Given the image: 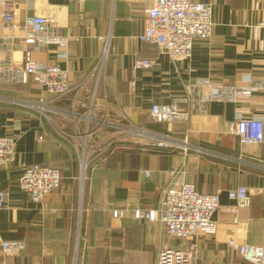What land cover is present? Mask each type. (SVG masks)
I'll use <instances>...</instances> for the list:
<instances>
[{
    "label": "crops",
    "instance_id": "crops-1",
    "mask_svg": "<svg viewBox=\"0 0 264 264\" xmlns=\"http://www.w3.org/2000/svg\"><path fill=\"white\" fill-rule=\"evenodd\" d=\"M192 1L212 6V35L208 41H196L187 58L172 62L137 39L144 32L145 11L152 0H86L83 13L77 0H0V39L11 37L0 44L1 59L19 66L30 51L33 61L67 70L72 86L98 62L106 47L105 77L112 106L140 128L180 140L186 137L201 149L186 154L142 151L135 146L119 149L92 163L82 181L70 143L31 106L51 96L32 82L0 86V136L19 137L12 166L0 168V192L6 193L0 210V264H156L158 250L167 245L181 250L192 247L196 264H248L227 245L228 240L264 243V147L242 146L226 130L238 114L264 115V28L259 27L264 21V0ZM8 11L13 26L3 23ZM28 16L49 17L56 31L69 37L66 59L57 57L55 46L36 51L23 43L21 26ZM136 59L154 64L133 73ZM199 79L254 91L248 98L211 102L203 114H192L187 122L168 125L150 120L149 110L156 104L186 109L185 87ZM31 164L60 173L59 189L41 205L32 203L19 185L23 168ZM171 168L183 170L184 180L198 193L218 195L214 236L181 241L169 237L159 224L134 218L135 210L158 206ZM141 170L150 171L151 177L142 178ZM240 186L247 188L251 204L238 211L235 226L234 215L223 208L234 205L227 192ZM115 210L122 215L113 217ZM12 241L23 242L24 249L7 256L1 243Z\"/></svg>",
    "mask_w": 264,
    "mask_h": 264
},
{
    "label": "built area",
    "instance_id": "built-area-1",
    "mask_svg": "<svg viewBox=\"0 0 264 264\" xmlns=\"http://www.w3.org/2000/svg\"><path fill=\"white\" fill-rule=\"evenodd\" d=\"M86 0H77L81 13ZM144 32L137 39L153 45L158 54L167 56L172 62L183 60L190 55L196 41H208L212 35V6L192 0H152L146 11ZM3 23L13 26L11 12L2 17ZM264 28V21L259 23ZM21 28L23 43L38 51L46 46L58 49V58H67L69 37L59 34L54 22L47 16H28ZM9 38H1L6 43ZM19 66L0 58V86H23L32 82L46 94L49 101L38 100L31 106L46 120L52 123L60 135L72 146L79 163L80 179L83 181L92 163H96L119 149L135 146L142 151L173 153L175 150L186 154L189 150L201 152L193 147L186 137L176 139L149 132L132 124L126 116L112 106V92L106 83L105 61L106 47L98 62L82 79L70 85L68 71L55 63L43 64L29 58ZM152 60L136 59L132 72L146 70L153 66ZM250 83V79H246ZM130 91L134 80L129 82ZM208 93L202 96L203 91ZM253 87L214 86L209 80L199 79L185 87L188 107L181 109L176 105H153L149 117L153 123L171 125L187 122L190 115H200L211 102H225L238 97L248 98ZM60 104L61 106H56ZM56 119L60 121L58 125ZM228 133L238 138L242 146L264 147V115L245 117L241 114L226 124ZM17 135L0 136V168H10L15 159ZM130 143V144H128ZM141 177L149 179L151 172L140 171ZM170 182L162 191L156 208L135 210L134 218L145 219L165 228L166 234L174 239L189 241L199 237L214 236L217 222L213 216L220 210L217 194L198 193L194 186L184 180V171L171 168L168 172ZM61 184L59 170L39 164L27 165L19 181L20 188L30 201L41 205L45 198L57 191ZM234 203L223 208L224 212L234 215V225L238 224L237 213L250 207V194L245 187H237L227 192ZM6 202V193L0 192V210ZM120 217L119 211L112 212ZM240 229H237L239 232ZM227 245L248 264H264V243L261 245L237 244L230 239ZM5 255L19 254L24 249L21 241L2 242ZM196 252L192 247L181 250L175 246H163L158 250L156 264H196Z\"/></svg>",
    "mask_w": 264,
    "mask_h": 264
}]
</instances>
